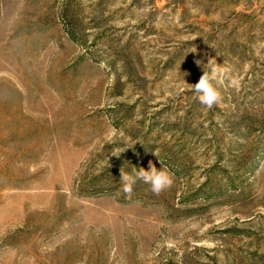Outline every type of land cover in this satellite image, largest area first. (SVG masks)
Segmentation results:
<instances>
[{"label":"rangeland","instance_id":"obj_1","mask_svg":"<svg viewBox=\"0 0 264 264\" xmlns=\"http://www.w3.org/2000/svg\"><path fill=\"white\" fill-rule=\"evenodd\" d=\"M0 264H264V0H0Z\"/></svg>","mask_w":264,"mask_h":264}]
</instances>
